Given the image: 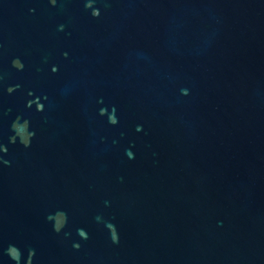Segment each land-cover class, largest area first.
Returning <instances> with one entry per match:
<instances>
[{"label":"water","instance_id":"water-1","mask_svg":"<svg viewBox=\"0 0 264 264\" xmlns=\"http://www.w3.org/2000/svg\"><path fill=\"white\" fill-rule=\"evenodd\" d=\"M0 264H264V0H0Z\"/></svg>","mask_w":264,"mask_h":264},{"label":"clouds","instance_id":"clouds-1","mask_svg":"<svg viewBox=\"0 0 264 264\" xmlns=\"http://www.w3.org/2000/svg\"><path fill=\"white\" fill-rule=\"evenodd\" d=\"M49 3H50V5H55L56 0H49ZM86 8H92V4L91 3L86 4ZM99 14L100 13H99L98 9H93L91 11V15L93 18H98ZM11 67L17 71H21V70H23L24 65L17 58V59L12 60ZM52 70L56 71L55 68H53ZM16 87H19V86L17 85ZM14 90H15V88L9 87V88H7V93L11 94ZM182 92H183V94H187L186 90H182ZM30 95H31V93H30ZM33 104L36 105V111L42 110L41 105L36 104L35 101H30L28 106L31 107ZM100 114L103 115L104 114L103 111H101ZM109 122L111 124L115 125L117 123V120L110 119ZM10 130L12 132V135L9 137V143H17L18 142L25 149H27L31 146V141L34 137V132L31 130L30 122L28 120H25L21 117H17L13 121V123L11 124ZM137 130H139V128ZM48 219L50 221H52L53 231L56 233H60L67 224V215H66V213H64L62 211H58L54 215H50L48 217ZM78 234L82 238H86L83 230H78ZM110 239H111L112 243H118V238H117V235L115 234V232H110ZM73 247L78 250L79 245L74 244ZM8 255L13 260H16L18 258V250L15 249L14 246H10L8 249ZM32 255H33V252H29V258H31Z\"/></svg>","mask_w":264,"mask_h":264}]
</instances>
